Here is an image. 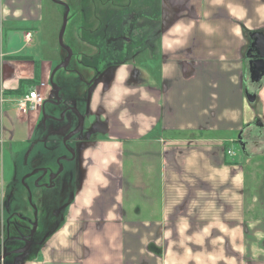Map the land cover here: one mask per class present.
<instances>
[{
	"label": "crops",
	"instance_id": "obj_1",
	"mask_svg": "<svg viewBox=\"0 0 264 264\" xmlns=\"http://www.w3.org/2000/svg\"><path fill=\"white\" fill-rule=\"evenodd\" d=\"M1 1L0 247L22 178L42 212L40 237L0 248V264H264V78L251 81L248 59L264 0H163L173 18L140 51L148 68L122 62L95 83L89 68L83 112L54 75L68 98L58 129L61 103L46 104L63 59L40 56L43 0ZM35 62L45 104L24 114L8 92ZM48 133L65 148L29 166Z\"/></svg>",
	"mask_w": 264,
	"mask_h": 264
},
{
	"label": "rangeland",
	"instance_id": "obj_2",
	"mask_svg": "<svg viewBox=\"0 0 264 264\" xmlns=\"http://www.w3.org/2000/svg\"><path fill=\"white\" fill-rule=\"evenodd\" d=\"M3 2L6 6H9L12 1L2 0V6ZM163 2V0H43L42 21L38 35L39 40L42 42L40 56L50 61L63 59L60 62L62 64L67 59L65 48L72 50V60L68 69L73 71L67 73L65 69H61L55 78V82L60 83L62 79L64 80L63 77L67 78L65 80L70 85L68 86L70 95L72 96L71 93H73V97L77 98L74 102H76L80 112H83L82 109L86 104V92H84L86 85L84 84L81 87L78 82L83 79L89 81L92 78L88 73L91 70L89 68H92L95 73L93 76V83H95L101 78L97 73L98 71L106 73L105 70L109 69L111 71V67L122 62V64L131 62L130 64L135 68L139 66L148 68L150 66V56L144 57L140 51L152 50L154 46L153 37L159 34L158 32L163 30L164 26L173 18V13L170 14L171 19H169L162 12L165 7L166 9L170 7V4H165L162 8ZM18 5L23 7L20 1H16L14 6L17 7ZM11 9L13 8L11 7ZM33 9L35 10V8ZM65 19H67V28L63 39L64 47H62L59 37ZM128 57H133V60L136 59L135 63L133 64L131 59L126 60ZM58 66L56 64L52 71ZM105 77L103 76V78ZM41 80L40 76L39 86L36 87L39 88V91H43L41 94L45 96L44 93L47 89L42 86L43 82ZM48 85L51 87L50 84ZM51 88L49 89V96L51 95ZM67 99L65 91H63L59 95L61 101L59 109H63V111L57 113L58 118L55 117L54 121L48 122V127L53 126L55 129L61 127L60 124L62 123L59 124V118L63 117ZM50 102L46 104L48 107L56 103L55 95ZM83 131H86V129ZM24 134V131H21L19 135L23 136ZM36 137L34 138L35 141ZM48 138L46 144L37 146L30 155L29 166L32 165L37 154L44 156L48 166H54L51 162V152H57L58 154L61 149L63 150L65 148L64 139L58 141V138H61L53 133H48ZM31 147L30 145L27 152L20 155V167H22L21 161L24 157L29 155ZM23 179L16 184L15 200L10 205L12 209L10 210L9 207L8 210H5L7 225L3 234L1 250L5 249L8 253L10 250L11 252L25 250L27 241L31 237L35 239L40 237L41 229L37 233V231H34L36 229L34 225H36V220L39 218V211L40 215L42 211L37 207V196L27 189ZM8 190L10 188L6 187V191ZM18 203L19 206H17ZM16 212L21 215L16 216ZM29 221L32 223V228ZM8 222L11 225L9 228Z\"/></svg>",
	"mask_w": 264,
	"mask_h": 264
},
{
	"label": "water",
	"instance_id": "obj_3",
	"mask_svg": "<svg viewBox=\"0 0 264 264\" xmlns=\"http://www.w3.org/2000/svg\"><path fill=\"white\" fill-rule=\"evenodd\" d=\"M67 28V19H65L61 33H60V44L62 47H64L63 39ZM251 39L253 40L252 43V49L256 52V56L258 58L252 59L249 62L250 66V78L252 82L259 83L263 77H264V33H254L251 35ZM67 51V59L65 62L60 64L56 69L53 70L50 80V85L55 93L56 100L59 101V89L55 85L53 81L54 75L61 69H66L69 66V63L71 61V57L73 55V52L70 48H65ZM36 227V225H34ZM30 243V241H29ZM9 254H5L0 256V262L6 258Z\"/></svg>",
	"mask_w": 264,
	"mask_h": 264
},
{
	"label": "built area",
	"instance_id": "obj_4",
	"mask_svg": "<svg viewBox=\"0 0 264 264\" xmlns=\"http://www.w3.org/2000/svg\"><path fill=\"white\" fill-rule=\"evenodd\" d=\"M28 38L29 39L31 38L30 34L28 35ZM44 102H45V97L39 92L37 88H35L25 96L20 97L17 105V109L19 112L26 114L30 111H34L42 107ZM229 154H232V152L229 151Z\"/></svg>",
	"mask_w": 264,
	"mask_h": 264
},
{
	"label": "trees",
	"instance_id": "obj_5",
	"mask_svg": "<svg viewBox=\"0 0 264 264\" xmlns=\"http://www.w3.org/2000/svg\"><path fill=\"white\" fill-rule=\"evenodd\" d=\"M17 60L23 59V57H15ZM34 77L32 79H23L19 82V86L17 89L9 91L8 93L10 95H15V96H25L28 94L30 91L36 88V86H39V81H40V64L38 62H35L34 66ZM7 93V94H8Z\"/></svg>",
	"mask_w": 264,
	"mask_h": 264
},
{
	"label": "flooded vegetation",
	"instance_id": "obj_6",
	"mask_svg": "<svg viewBox=\"0 0 264 264\" xmlns=\"http://www.w3.org/2000/svg\"><path fill=\"white\" fill-rule=\"evenodd\" d=\"M252 43H253V40L251 41V46H252ZM250 46V49H249V54H248V59H249V61H251L253 58L254 59H256V58H258L257 56H256V52L252 49V47ZM264 78V77H263ZM263 80V79H262ZM261 80V81H262ZM260 81V82H261ZM259 82V83H260ZM253 83H255V82H253ZM259 83H256V84H259ZM56 103H61V101L59 100V101H57L56 100ZM44 104H45V102H44ZM43 104V105H44ZM42 105V106H43ZM70 108V107H69ZM80 119H81V121L83 122V118H82V116H80ZM76 133V132H75ZM78 133H80V132H78ZM7 225V224H6ZM11 225H10V223L8 222V228L10 227ZM31 228H32V225H31ZM34 228H36V229H34V231H36L37 230V223H36V227H34ZM10 230V229H9ZM9 233V232H8ZM35 233V232H34ZM31 240H32V237L27 241V247H29L30 245H31ZM29 241H30V243H29ZM1 248V247H0ZM26 250V249H25ZM4 251V250H3Z\"/></svg>",
	"mask_w": 264,
	"mask_h": 264
}]
</instances>
